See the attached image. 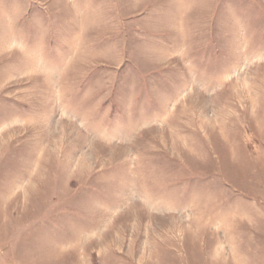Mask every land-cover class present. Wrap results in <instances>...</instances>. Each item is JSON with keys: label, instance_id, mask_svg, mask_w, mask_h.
<instances>
[{"label": "rangeland", "instance_id": "obj_1", "mask_svg": "<svg viewBox=\"0 0 264 264\" xmlns=\"http://www.w3.org/2000/svg\"><path fill=\"white\" fill-rule=\"evenodd\" d=\"M0 264H264V0H0Z\"/></svg>", "mask_w": 264, "mask_h": 264}]
</instances>
